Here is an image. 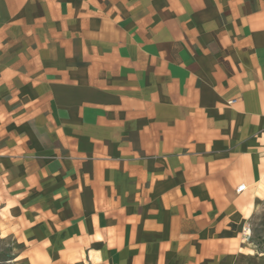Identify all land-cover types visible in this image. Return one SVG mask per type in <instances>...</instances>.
<instances>
[{
  "label": "crops",
  "instance_id": "obj_1",
  "mask_svg": "<svg viewBox=\"0 0 264 264\" xmlns=\"http://www.w3.org/2000/svg\"><path fill=\"white\" fill-rule=\"evenodd\" d=\"M260 224L264 0H0L11 264H264Z\"/></svg>",
  "mask_w": 264,
  "mask_h": 264
},
{
  "label": "rangeland",
  "instance_id": "obj_2",
  "mask_svg": "<svg viewBox=\"0 0 264 264\" xmlns=\"http://www.w3.org/2000/svg\"><path fill=\"white\" fill-rule=\"evenodd\" d=\"M253 238L258 249L264 252V224H260L256 227L253 233ZM12 256V244L9 238L0 237V264H11L10 259Z\"/></svg>",
  "mask_w": 264,
  "mask_h": 264
},
{
  "label": "built area",
  "instance_id": "obj_3",
  "mask_svg": "<svg viewBox=\"0 0 264 264\" xmlns=\"http://www.w3.org/2000/svg\"><path fill=\"white\" fill-rule=\"evenodd\" d=\"M245 188H246V187H245L244 185H239V186L237 187V189H236V193H240V192L244 191Z\"/></svg>",
  "mask_w": 264,
  "mask_h": 264
}]
</instances>
